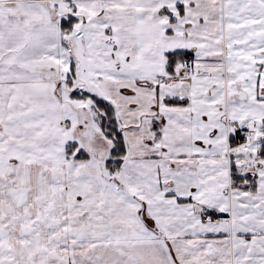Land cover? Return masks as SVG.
<instances>
[{"label":"snow or ice","instance_id":"6c2138e0","mask_svg":"<svg viewBox=\"0 0 264 264\" xmlns=\"http://www.w3.org/2000/svg\"><path fill=\"white\" fill-rule=\"evenodd\" d=\"M0 264H264V0H0Z\"/></svg>","mask_w":264,"mask_h":264}]
</instances>
